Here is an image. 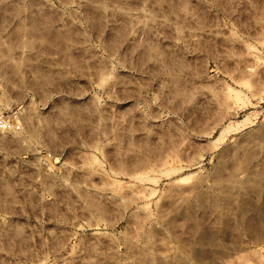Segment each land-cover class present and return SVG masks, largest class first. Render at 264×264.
Wrapping results in <instances>:
<instances>
[{"label": "rangeland", "instance_id": "1", "mask_svg": "<svg viewBox=\"0 0 264 264\" xmlns=\"http://www.w3.org/2000/svg\"><path fill=\"white\" fill-rule=\"evenodd\" d=\"M0 264H264V0H0Z\"/></svg>", "mask_w": 264, "mask_h": 264}]
</instances>
